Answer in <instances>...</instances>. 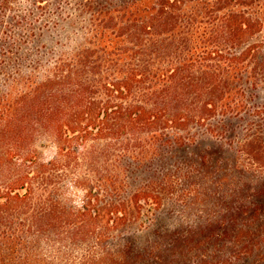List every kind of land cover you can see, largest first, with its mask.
<instances>
[{
	"label": "trees",
	"instance_id": "1",
	"mask_svg": "<svg viewBox=\"0 0 264 264\" xmlns=\"http://www.w3.org/2000/svg\"><path fill=\"white\" fill-rule=\"evenodd\" d=\"M28 1L0 0V264H264V0Z\"/></svg>",
	"mask_w": 264,
	"mask_h": 264
},
{
	"label": "rangeland",
	"instance_id": "2",
	"mask_svg": "<svg viewBox=\"0 0 264 264\" xmlns=\"http://www.w3.org/2000/svg\"><path fill=\"white\" fill-rule=\"evenodd\" d=\"M20 2V6H21V13L20 14H23L24 16H26L28 18V14L29 13H33L34 16H38L37 15V11L35 10L34 11V7H32V5L30 4V2L28 0H19ZM58 7V4H54L52 7H51V16H49V20L50 22H55L57 21L60 17V12H58L56 10V8ZM14 15V13H13ZM38 18V17H37ZM9 24L12 22V19L9 20ZM39 147L45 152H47V155H48V152L51 150V144L47 143V142H42V143H39Z\"/></svg>",
	"mask_w": 264,
	"mask_h": 264
}]
</instances>
